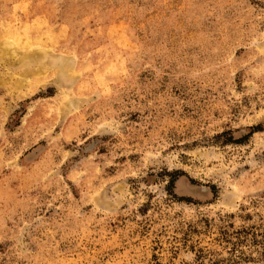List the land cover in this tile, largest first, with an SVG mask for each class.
<instances>
[{
  "label": "rangeland",
  "instance_id": "obj_1",
  "mask_svg": "<svg viewBox=\"0 0 264 264\" xmlns=\"http://www.w3.org/2000/svg\"><path fill=\"white\" fill-rule=\"evenodd\" d=\"M0 264H264V0H0Z\"/></svg>",
  "mask_w": 264,
  "mask_h": 264
},
{
  "label": "bare ground",
  "instance_id": "obj_2",
  "mask_svg": "<svg viewBox=\"0 0 264 264\" xmlns=\"http://www.w3.org/2000/svg\"><path fill=\"white\" fill-rule=\"evenodd\" d=\"M3 46H4V51L9 50V51L11 52L10 49H12V48L10 47V45H9V48H10V49H7V46H5V45H3ZM5 49H6V50H5ZM11 53H13V51H12ZM33 59H34V58H33Z\"/></svg>",
  "mask_w": 264,
  "mask_h": 264
},
{
  "label": "trees",
  "instance_id": "obj_3",
  "mask_svg": "<svg viewBox=\"0 0 264 264\" xmlns=\"http://www.w3.org/2000/svg\"><path fill=\"white\" fill-rule=\"evenodd\" d=\"M235 233H237V232H235ZM226 238H227V237L224 236V240L227 241V242H230V240H227ZM237 239H238V237H237ZM238 240H239V239H238ZM232 244H234V243H232ZM232 246H233V245H232Z\"/></svg>",
  "mask_w": 264,
  "mask_h": 264
}]
</instances>
